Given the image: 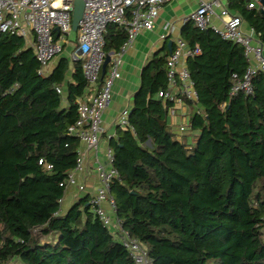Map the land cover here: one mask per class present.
I'll return each instance as SVG.
<instances>
[{
    "label": "trees",
    "instance_id": "obj_1",
    "mask_svg": "<svg viewBox=\"0 0 264 264\" xmlns=\"http://www.w3.org/2000/svg\"><path fill=\"white\" fill-rule=\"evenodd\" d=\"M250 2L227 0V8L264 44L262 9ZM181 37L201 48L187 59L198 110L179 139L170 129L173 102L159 96L174 49L165 41L142 68L129 125L109 138L117 217L153 264H264V73L252 77V92L232 93L233 74L247 70L244 47L192 21ZM126 38L109 24L106 53ZM40 68L23 37L0 32V264H133L89 194L60 212L80 142L68 129L91 86L80 60L61 56L50 73Z\"/></svg>",
    "mask_w": 264,
    "mask_h": 264
},
{
    "label": "built area",
    "instance_id": "obj_2",
    "mask_svg": "<svg viewBox=\"0 0 264 264\" xmlns=\"http://www.w3.org/2000/svg\"><path fill=\"white\" fill-rule=\"evenodd\" d=\"M84 11L76 31V44L70 51L72 61L80 60L84 75L95 91L87 100H78V118L69 127V134L78 137L90 151L99 152L101 136L104 133L103 114L112 99L114 82L121 76L120 64L127 46L133 43L142 30H152L162 5L169 0H83ZM249 8H263L261 0H251ZM74 0H0V32L17 34L32 46L41 68L39 73H46L48 64L62 54L71 44L72 11ZM214 16L219 17L221 25L213 24ZM201 29L212 28L222 38L244 47L248 62L243 76L233 74L232 93L241 90L252 92L251 79L258 72L264 73V44L255 29L244 25L241 15L230 12L222 0H201L198 7L186 18ZM117 23L124 28L126 40L118 52L110 53L101 87L97 84L101 77L102 66L108 55L104 49L105 35L109 24ZM56 35V36H55ZM199 46H190L185 39L177 37L174 49L168 57V89L159 96L173 102L168 109L171 120L180 117L178 137L191 126L192 110H198L199 94L187 59L199 54ZM62 92L61 87L56 88ZM224 105V104H223ZM118 125H129L128 112L118 119ZM172 125V122H171ZM106 163L98 162L93 169L99 180L96 191L90 195V203L100 221L128 249L133 264H153L146 246L133 237L123 226V220L117 217L116 203L111 193L112 183L120 179L119 172L113 165L114 152L108 146ZM50 168L51 166L48 165ZM85 154L78 152L76 165L67 173L62 182L65 193L69 186L77 185L79 191L85 185L77 182V174L85 171ZM62 201V199H61Z\"/></svg>",
    "mask_w": 264,
    "mask_h": 264
},
{
    "label": "crops",
    "instance_id": "obj_3",
    "mask_svg": "<svg viewBox=\"0 0 264 264\" xmlns=\"http://www.w3.org/2000/svg\"><path fill=\"white\" fill-rule=\"evenodd\" d=\"M200 1L169 0L165 2L155 20L154 28L140 31L133 43L127 46L123 52L120 64L121 76L114 82L111 102L103 114L104 133L101 136L99 152L96 155L94 151L87 149L84 142H79L78 150L85 154V163L88 169L78 173L76 178L78 183L85 185V190L79 191L77 185L69 186L61 201V213H65L79 197L96 191L99 180L93 169L99 161L106 163L105 151L109 146V138L117 135L118 119L123 113H129L133 106V96L140 86L142 68L165 41L173 40L174 42L177 37H181L182 27L187 23L186 18L198 7ZM222 1L227 5V0ZM212 20L213 24L221 25L219 17L214 16ZM244 25L248 26L245 22ZM67 48L69 51L72 50L69 46ZM64 52L48 64L46 73H50L56 67L61 56L70 57ZM94 91L95 87L93 86L89 89L84 100L89 99Z\"/></svg>",
    "mask_w": 264,
    "mask_h": 264
},
{
    "label": "water",
    "instance_id": "obj_4",
    "mask_svg": "<svg viewBox=\"0 0 264 264\" xmlns=\"http://www.w3.org/2000/svg\"><path fill=\"white\" fill-rule=\"evenodd\" d=\"M261 3L263 5V8L261 10L262 14L264 15V0H261ZM84 11V1L83 0H74V8L72 11V30L77 31L79 22L82 19ZM173 40L168 41V47L170 50H172L173 46ZM111 59V56L108 54L104 60L103 66H102V72H101V78L104 77L107 65Z\"/></svg>",
    "mask_w": 264,
    "mask_h": 264
},
{
    "label": "rangeland",
    "instance_id": "obj_5",
    "mask_svg": "<svg viewBox=\"0 0 264 264\" xmlns=\"http://www.w3.org/2000/svg\"><path fill=\"white\" fill-rule=\"evenodd\" d=\"M70 41H71V43L76 44V31L72 32V34L70 36ZM64 53L67 54V55H70L69 48H66ZM180 122H181V118L180 117H174L172 119V125H170V129H171V131L173 133H180L179 129H178V127H179L178 124H180ZM12 264H22V263H21V261L19 259H15L12 262Z\"/></svg>",
    "mask_w": 264,
    "mask_h": 264
}]
</instances>
